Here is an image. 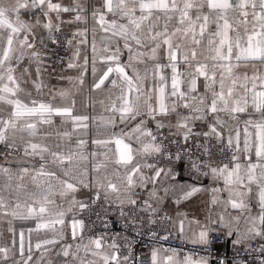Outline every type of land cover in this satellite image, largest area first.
Returning <instances> with one entry per match:
<instances>
[{
  "label": "snow or ice",
  "instance_id": "1",
  "mask_svg": "<svg viewBox=\"0 0 264 264\" xmlns=\"http://www.w3.org/2000/svg\"><path fill=\"white\" fill-rule=\"evenodd\" d=\"M0 223V264H264V0H0Z\"/></svg>",
  "mask_w": 264,
  "mask_h": 264
},
{
  "label": "crops",
  "instance_id": "2",
  "mask_svg": "<svg viewBox=\"0 0 264 264\" xmlns=\"http://www.w3.org/2000/svg\"><path fill=\"white\" fill-rule=\"evenodd\" d=\"M89 28H91V23H89ZM91 41V35H89V42ZM88 54L90 56V49H88ZM126 60V56L122 57V61ZM63 67V66H62ZM62 67H55L54 71L50 76H46V79L49 80L51 85L56 87H69L67 81H61L59 79L60 75L64 76H75L77 74L74 69H66L65 71H61ZM243 67L241 71H244ZM86 86L83 88L82 92L77 93L75 95L76 99V108L75 111L77 114L82 115H99L103 111V105L99 102L101 100H106V93H93L90 91V85L92 83V75L89 69V73L85 76ZM75 91V90H74ZM33 98H36V93L32 91ZM84 139L89 141V151L91 148V140L92 139H103L106 138L105 130L103 127L97 128L96 126H90V131L87 134H84ZM210 181H204L205 184H208ZM210 199V193H198L196 196L191 198L189 201L185 202L183 206H177L174 203H168L167 207L164 208L162 212L169 216H175L177 212L185 213L189 216V218H203V215L206 211V202ZM17 231L21 230V228L25 231V240L29 239L27 235V229L34 227V224L31 221H16L15 222ZM9 234L6 232V224L0 223V240L9 239ZM45 238V234L43 232L36 233L33 232L31 235V242L33 245L37 242L38 239ZM68 242H71L70 235L67 237ZM39 256V252L36 253ZM54 259V257H52Z\"/></svg>",
  "mask_w": 264,
  "mask_h": 264
},
{
  "label": "built area",
  "instance_id": "3",
  "mask_svg": "<svg viewBox=\"0 0 264 264\" xmlns=\"http://www.w3.org/2000/svg\"><path fill=\"white\" fill-rule=\"evenodd\" d=\"M61 51H63V50H61ZM54 66H55V67H62V65H59V64H56V65H54ZM184 178L187 179V173H185ZM204 181H207V180H204ZM204 181H203V182H204ZM161 215L163 216V215H165V213H164V212H161ZM169 227H170V226L167 225V224H165V225L163 226L164 229H168ZM164 234H165V231H164V230H161V231H160V235H164ZM147 242H148V241L145 240V243H147ZM217 243H220V242L218 241ZM165 246L168 247L169 245L166 244ZM170 246H171V247H177V248H179V247H181L182 245L180 244L179 239H178V237H177V238H175V239L172 240ZM188 247H191V245H188ZM224 251H226V249H222V250H221L222 254H223Z\"/></svg>",
  "mask_w": 264,
  "mask_h": 264
}]
</instances>
